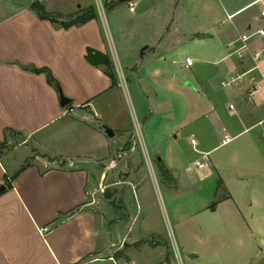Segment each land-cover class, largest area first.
Segmentation results:
<instances>
[{
    "label": "crops",
    "instance_id": "crops-1",
    "mask_svg": "<svg viewBox=\"0 0 264 264\" xmlns=\"http://www.w3.org/2000/svg\"><path fill=\"white\" fill-rule=\"evenodd\" d=\"M35 2L44 7L48 0H0V264H94L103 251L111 264L110 258L170 264L160 253L157 260L146 257L154 250L149 246L138 256L146 243L132 234L135 217L125 195L122 216L106 201L97 209L91 203L102 187H134L138 144L152 174L154 164L158 177L173 182L214 183L217 202L196 193L205 203L194 217H209L215 231L241 233V248L249 247L244 238L264 247V55L253 58L264 36L249 39L244 59L233 53L241 35L264 30V6L242 27L217 29L215 17L207 21L213 28L179 19H113L107 36L97 12L63 27L70 22L38 17L30 8ZM260 2L224 0V16L232 21ZM213 44L218 48L206 50ZM188 45L199 49L194 70ZM89 49L108 56L115 85L103 66L86 60ZM126 93L139 143L129 123L120 122ZM62 98L68 103L61 105ZM20 149L14 161L3 162ZM182 217L175 226L186 222ZM194 217L190 222L199 225Z\"/></svg>",
    "mask_w": 264,
    "mask_h": 264
},
{
    "label": "rangeland",
    "instance_id": "rangeland-1",
    "mask_svg": "<svg viewBox=\"0 0 264 264\" xmlns=\"http://www.w3.org/2000/svg\"><path fill=\"white\" fill-rule=\"evenodd\" d=\"M85 1V4H89L88 7H71L69 0H48L47 6L42 7L45 8L44 11H48V13L46 11L45 13L49 16L69 22L92 9L94 12L99 13V19L106 20L108 25L105 30L106 35L109 36L108 28L112 30L113 19H179L187 24L207 23L208 28H213L207 21L215 17L220 20L217 29L230 28L231 23L242 27L248 15L255 13L264 6V2H260L256 7L230 21L224 16L226 8L224 0H135L133 3H135L136 12L133 14L128 12L130 3L127 2H118V0ZM213 45L207 47L206 50L218 48ZM198 52L199 49L192 45H188L186 48V55L192 58L194 63L193 70L198 68V62L195 61ZM247 53H243L241 56L235 55L242 60ZM117 68L120 70L119 67ZM127 98L126 93L123 100L125 113L120 118V122L129 123L135 139L139 143L132 105ZM137 146L139 152L137 157L140 162H138L137 175L134 179L136 183L134 187L126 185L123 196L125 195L128 211L131 213L132 218L135 217L131 226L132 234L145 239L146 247L140 251L139 257L146 256L144 253H147L146 249L149 246L154 250L151 251L149 248L147 251L150 254L146 257L157 260L158 253H160L162 258L160 261L167 260L170 264H247L248 261H252L253 264H264V247L259 245L257 239L247 243L244 238L245 244L249 247L241 248L238 246L241 233L229 228L215 231L210 226L209 217L205 219L203 216H197L200 220L203 219L204 225L202 226L201 221L194 217V214L205 203V201L195 196L196 193L202 192L205 196H208L210 200L209 203L207 201L208 204L217 202L219 192L216 193L214 183L209 180L204 182L182 180L173 182L168 176L158 177L156 166L152 162L154 172L152 174L139 144ZM22 153V149H20L8 157L4 155L2 160L11 163L12 160H15L14 157H19ZM89 165L94 167L91 162ZM103 185L104 183H102ZM95 198V201L91 198V203L95 202L94 209H97L99 200L104 201L102 193L99 194L98 192ZM115 212H119V216L125 214L117 209H115ZM178 215H183L182 218L186 220L180 227L174 225ZM190 217H194L195 220L199 221V225L190 222ZM128 227L129 225L126 229ZM114 237L113 235L111 241L115 240ZM258 246L261 248V252H259ZM125 254L130 258L133 255L131 250H127ZM108 255L107 251H103L99 255L101 261L94 264H111L106 260Z\"/></svg>",
    "mask_w": 264,
    "mask_h": 264
},
{
    "label": "trees",
    "instance_id": "trees-1",
    "mask_svg": "<svg viewBox=\"0 0 264 264\" xmlns=\"http://www.w3.org/2000/svg\"><path fill=\"white\" fill-rule=\"evenodd\" d=\"M30 8L41 19H48V14L45 13L42 5H40L38 2L33 3ZM94 18L95 12L90 9V11L86 12L84 15L77 17L72 22L68 24L63 23L62 25L63 27H67L69 25L83 24ZM86 60L93 66H103L105 75L111 79L112 85H115V80L112 72V65L108 56L89 49L87 51ZM49 81H52L50 77ZM7 187L10 188V184H8Z\"/></svg>",
    "mask_w": 264,
    "mask_h": 264
},
{
    "label": "built area",
    "instance_id": "built-area-1",
    "mask_svg": "<svg viewBox=\"0 0 264 264\" xmlns=\"http://www.w3.org/2000/svg\"><path fill=\"white\" fill-rule=\"evenodd\" d=\"M129 12H133L134 10V4L130 3L129 4ZM261 17L264 18V9L261 12ZM264 36V30L260 29L255 31L253 34H243L240 36L239 38V45L238 47L234 50V54H237L238 56H241L243 53L248 52L249 50V45H248V41L251 37H263ZM262 55H264V46L260 47L257 51L253 52V58L254 60H258ZM186 65L190 66L191 65V61L189 59H186ZM230 109H232V107L230 106ZM137 132H138V137H139V127L137 126ZM199 167H202V164H197ZM41 232L46 233L48 232L47 228H44L41 230ZM114 264H119L116 261H114L112 258H110ZM120 264H133L132 262H123Z\"/></svg>",
    "mask_w": 264,
    "mask_h": 264
},
{
    "label": "water",
    "instance_id": "water-1",
    "mask_svg": "<svg viewBox=\"0 0 264 264\" xmlns=\"http://www.w3.org/2000/svg\"><path fill=\"white\" fill-rule=\"evenodd\" d=\"M135 0H118V2H127V3H132ZM210 35L209 34H203L201 38H209ZM66 103H68V100H66L65 98L61 99V105H65ZM106 134L111 136L112 132L110 130L106 131ZM125 189V184L123 183H119V184H113V185H109L106 186L105 188H103L102 190V198L104 201H106L107 203H109L110 205H113V207H120V210L122 211V213H124V207L123 204H119L117 205L119 202L121 203L122 199H123V191ZM4 187L1 186L0 187V191H3ZM193 256V255H190Z\"/></svg>",
    "mask_w": 264,
    "mask_h": 264
},
{
    "label": "flooded vegetation",
    "instance_id": "flooded-vegetation-1",
    "mask_svg": "<svg viewBox=\"0 0 264 264\" xmlns=\"http://www.w3.org/2000/svg\"><path fill=\"white\" fill-rule=\"evenodd\" d=\"M109 204V203H108ZM119 204H122V201H121V203L119 202L117 205H119ZM112 207H113V205H111ZM115 207V206H114ZM118 211L120 210V207H115Z\"/></svg>",
    "mask_w": 264,
    "mask_h": 264
}]
</instances>
